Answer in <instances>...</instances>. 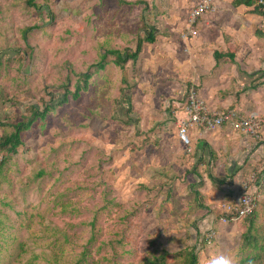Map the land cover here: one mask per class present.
<instances>
[{
    "label": "rangeland",
    "instance_id": "1",
    "mask_svg": "<svg viewBox=\"0 0 264 264\" xmlns=\"http://www.w3.org/2000/svg\"><path fill=\"white\" fill-rule=\"evenodd\" d=\"M27 1L0 0V117L11 122L65 84L72 89L107 49L133 51L145 32L144 7L156 6L152 19L161 31L122 68L108 55L78 98L37 119L16 153L0 152V264H149L155 256L160 264H183L193 247L197 264H243L253 249L247 228L264 235V203L250 218L220 221L231 199L208 173L223 180L229 171L198 168L192 140L185 146L177 138L176 120L186 88L217 79L226 58L213 57L223 51L218 28L229 33L227 22L239 16L246 29L232 27L223 47L228 37L239 44L235 53H264V36L256 33L264 18L248 26L250 8L223 10L215 26L219 21L207 14L185 53L182 33L196 0H33L38 8ZM126 86L128 123L114 104ZM10 129L0 127V136ZM252 166L239 172L241 181ZM262 250L252 264H264Z\"/></svg>",
    "mask_w": 264,
    "mask_h": 264
},
{
    "label": "crops",
    "instance_id": "2",
    "mask_svg": "<svg viewBox=\"0 0 264 264\" xmlns=\"http://www.w3.org/2000/svg\"><path fill=\"white\" fill-rule=\"evenodd\" d=\"M230 2V0H214L215 10L209 14H214L213 18H215V21H219V24L216 25L215 23V26H221L222 21L220 18L224 15L223 10H231L232 13H236L243 9H249V7L243 5L234 8ZM245 18L247 21L250 20L248 21V26H252L251 24H254L252 21L259 19L260 22V20L264 18V15L247 12ZM199 20L202 21V18ZM239 21L238 16V18H234L227 23L231 26L230 28L232 30L233 28H237V26H239L237 29H240L243 26L239 25ZM205 24L209 25V22L205 21ZM258 27L259 26H257V28ZM223 28H218L220 31V40L217 37V44L220 45L223 51H227V48L233 49L235 44H239L237 41L234 42V40L232 43L227 37L224 39L226 41H224L225 47H223V36H232L234 34L233 32L231 33V29L229 33H224ZM243 29H246V27H243ZM253 29L255 30L254 25ZM222 33H224V35H222ZM195 36L189 37L186 40L181 38V42L183 44L186 43L185 46H187L184 47L186 49L185 53H190V45H188L189 40H193ZM171 40L173 41V39ZM202 42L203 41L198 42L195 40V43L201 44ZM262 47L264 48V45ZM226 61L227 59L218 67V72H216L217 79L203 81V83L199 84L200 88H197V91L211 109L234 108L245 117L254 116L259 124L257 132L260 136L256 139L241 131L233 130L229 125H223L219 129L213 131L192 129L190 131V137L194 144L193 148H198L196 149L198 158H201V160L199 158L196 162V164H199L198 168L201 167V165L206 166L211 163L213 166L218 165L221 166L222 169H226L229 171L228 174H233L236 171L234 177L238 178L240 175L239 172H244L243 168L248 170L250 166H255L258 158L264 160V74L261 78L257 79V81L260 80L262 84L254 88H249L252 77H250L251 79L249 80L246 75L247 73L257 70L264 72V53H234V61L230 63ZM253 166L251 167V171L256 170L255 167L253 169ZM263 187L264 180L261 185L258 204H260L261 201L264 203V195L262 193ZM223 195L226 199H231V202H236L238 200V194H234V196L231 197L228 196L227 193Z\"/></svg>",
    "mask_w": 264,
    "mask_h": 264
},
{
    "label": "trees",
    "instance_id": "3",
    "mask_svg": "<svg viewBox=\"0 0 264 264\" xmlns=\"http://www.w3.org/2000/svg\"><path fill=\"white\" fill-rule=\"evenodd\" d=\"M264 1V0H262ZM258 0H231V5L232 7L236 8L238 6H246L250 8L251 13H255L258 15H264V4H257ZM27 3L29 5H33L35 7H40L41 5H37L33 3V0H28ZM42 7V6H41ZM146 7L143 8V11L141 12V18L143 21V26H145V32L143 37L138 36L136 39V46L133 51L129 49H125L123 51L119 49H107L102 55L101 58L98 62L91 64V67L89 70L79 73L78 74V79L75 82V85L72 89H70L67 84L64 85V89L61 93L55 94V96H51L47 102H44L42 105L38 106L37 104H31L29 107H27L26 114H22L21 119L16 120L15 122L8 121V118H1L0 117V127L5 128V127H10L11 129L9 131H5L1 136H0V152L5 153V158H8L9 154H14L17 152V149L20 145L23 144L22 141V133L27 131L33 123L37 119H43L45 118L46 114L50 111L53 110L56 106L61 105L68 101L70 98H78L79 94L81 91H84L87 88L88 80L91 78L92 74L98 70H101L104 68L106 64V58L108 55L113 56L112 62L116 65L122 68L124 64L128 61H135L140 54V52L143 49L144 44L148 43H153L155 41V34L157 31H161L159 29V24L161 22L156 21L152 19L153 15H155L156 12H158L156 6L151 7L149 9V12H146L145 10ZM155 8V9H154ZM257 35L259 36H264V30H256ZM234 49H229L227 51H214L213 52V57L215 60H220L221 58L224 61L225 59H229L228 61L233 62L234 61ZM222 62V61H221ZM91 68H94L91 70ZM264 72L261 70L253 71L251 73H247L246 75L248 76V79L250 80V85L249 88H254L255 86L261 85L262 82L260 80L257 81L258 78H261L263 76ZM256 82V83H255ZM196 89L199 87V83H196L193 85ZM189 87L186 88V91L188 90ZM126 91V92H125ZM1 92V91H0ZM123 95L120 97V99L116 100L114 104L117 105L116 112L118 114L120 113L122 116H125L126 119L123 120V122L128 123L129 121L133 120V111H132V104H131V96H130V90H128L127 86L124 88ZM183 101L185 99V95L182 97ZM183 103V102H182ZM181 103V104H182ZM115 112V110H114ZM129 119V120H128ZM128 120V121H127ZM136 120V119H135ZM198 149V148H196ZM196 149H194V154L197 156ZM198 157V156H197ZM200 158V157H199ZM197 159V161L199 160ZM201 160V158H200ZM209 163V162H208ZM211 164V163H209ZM256 168V170L259 169V167L253 166ZM197 173V172H195ZM236 171L233 174H229L226 176V178L222 179H217L214 175L208 173V178L213 182V183H219L220 188L224 190V187L226 188V193L228 196H234L237 195L239 186H240V179L235 178ZM199 176V174L197 173ZM264 169L260 170V172L257 173L256 179L253 183V187H256L258 185H262V182L264 180ZM201 176V175H200ZM243 176V175H242ZM199 185H202V182L199 183ZM231 187V188H230ZM261 190V188H260ZM232 194H231V193ZM196 196H198L199 192L195 191ZM198 201V198L196 199ZM199 206H202V203H198ZM252 217V216H251ZM250 218V217H249ZM244 239L249 245V247H253L251 252L243 259H241V262L243 264L248 263L252 264V262L255 259H261L260 254L261 250L264 252V235H256L255 233H252L251 226L247 228V231L244 234ZM256 241H261V246H258ZM245 243V245H246ZM194 248V247H193ZM191 248L187 254L185 255L184 258V263L183 264H197V256L194 251V249ZM258 248L260 251L254 254V250ZM260 254V255H259ZM163 262V261H162ZM161 261L158 260L157 256L149 260V264H160L162 263Z\"/></svg>",
    "mask_w": 264,
    "mask_h": 264
},
{
    "label": "built area",
    "instance_id": "4",
    "mask_svg": "<svg viewBox=\"0 0 264 264\" xmlns=\"http://www.w3.org/2000/svg\"><path fill=\"white\" fill-rule=\"evenodd\" d=\"M259 4L264 1L259 0ZM215 10L213 0H196L190 7L185 20V31L182 33L183 40L197 34L195 25L199 19ZM183 115L177 117L176 134L177 138L185 146L191 144L190 131L192 129L213 131L223 125H229L235 131L259 138L257 129L258 121L254 116H243L234 108L211 109L207 103L199 96L194 86L187 90V94L182 104H180ZM264 169V161L259 165L258 170L251 171L246 179L240 182L238 190V200L227 202L221 209L220 221L227 223L238 222L249 217L257 208L260 196L261 184L253 187L256 175ZM264 176V175H263ZM210 237V234L207 238Z\"/></svg>",
    "mask_w": 264,
    "mask_h": 264
},
{
    "label": "clouds",
    "instance_id": "5",
    "mask_svg": "<svg viewBox=\"0 0 264 264\" xmlns=\"http://www.w3.org/2000/svg\"><path fill=\"white\" fill-rule=\"evenodd\" d=\"M214 264H231V261L225 258H220L218 261H215Z\"/></svg>",
    "mask_w": 264,
    "mask_h": 264
}]
</instances>
